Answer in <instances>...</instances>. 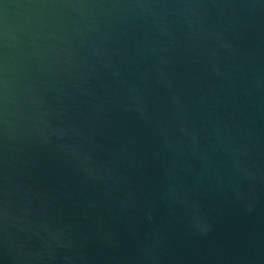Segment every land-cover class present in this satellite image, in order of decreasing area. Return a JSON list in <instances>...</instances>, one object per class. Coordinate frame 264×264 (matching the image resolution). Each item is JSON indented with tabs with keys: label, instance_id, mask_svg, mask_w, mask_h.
Instances as JSON below:
<instances>
[{
	"label": "water",
	"instance_id": "1",
	"mask_svg": "<svg viewBox=\"0 0 264 264\" xmlns=\"http://www.w3.org/2000/svg\"><path fill=\"white\" fill-rule=\"evenodd\" d=\"M0 264H264V0H0Z\"/></svg>",
	"mask_w": 264,
	"mask_h": 264
}]
</instances>
